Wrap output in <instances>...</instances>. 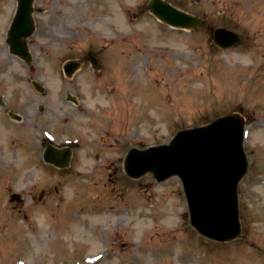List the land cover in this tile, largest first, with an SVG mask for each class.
I'll list each match as a JSON object with an SVG mask.
<instances>
[{"label":"rangeland","instance_id":"rangeland-1","mask_svg":"<svg viewBox=\"0 0 264 264\" xmlns=\"http://www.w3.org/2000/svg\"><path fill=\"white\" fill-rule=\"evenodd\" d=\"M41 1L46 34L32 39L41 57L33 68L45 70L40 80L55 92L73 83L84 95L87 109L59 124L61 143L79 137L83 146L61 171L32 159L31 138L19 150L12 131L0 130V264H264V0H167L205 19L196 31L159 21L151 0ZM220 26L238 31L242 44L215 47ZM88 51L100 60L95 71ZM76 58L84 65L67 82L60 69ZM233 112L248 124L243 240L217 243L191 226L179 178L133 180L121 159ZM14 193L22 201L11 203Z\"/></svg>","mask_w":264,"mask_h":264},{"label":"water","instance_id":"water-1","mask_svg":"<svg viewBox=\"0 0 264 264\" xmlns=\"http://www.w3.org/2000/svg\"><path fill=\"white\" fill-rule=\"evenodd\" d=\"M150 9L176 26L200 22L162 0H154ZM214 40L223 48H230L238 45L241 38L218 29ZM68 65L70 73L77 68L74 62ZM244 127V117L232 114L204 127L183 130L170 144L144 151L132 149L125 162L126 172L132 178L152 173L159 182L179 176L192 225L208 238L221 242L235 240L242 233L238 186L248 171Z\"/></svg>","mask_w":264,"mask_h":264},{"label":"flooded vegetation","instance_id":"flooded-vegetation-1","mask_svg":"<svg viewBox=\"0 0 264 264\" xmlns=\"http://www.w3.org/2000/svg\"><path fill=\"white\" fill-rule=\"evenodd\" d=\"M37 2L41 3L42 1H34L33 17L36 32L27 40L29 46H31L34 36L46 34L38 31L37 18L41 14V9L37 8ZM19 6L20 0H0V130L12 131L10 136L15 137L16 140L11 142L14 145L20 142L19 150L23 149L21 145L24 141L31 138L34 141V144H31L34 150L29 151L35 157L32 159L39 164L54 167L46 163L45 157L53 148L55 150L63 148L64 150V147L59 148L54 142L59 138V134H62L59 124L71 125L77 117V113H83L87 109L86 102L83 94L73 83L71 90L74 93L55 92L57 90L54 91L51 84L35 85V81L40 82V77L46 74L45 70L10 66L11 62H14L16 66L27 65L24 59L12 52L10 44V41L20 43L26 39L24 35L27 31L26 17L20 28V33L24 36L14 37L11 35ZM40 58L39 61L31 64H40ZM53 61H50L48 66L51 71L56 73L58 68H53L55 64ZM49 80L51 79H45V81ZM80 129H83L82 126ZM71 148H67L71 149V163L73 161L76 163L79 161L78 152L73 147ZM49 156L56 157L57 154L52 153ZM95 157L99 159V155L95 154Z\"/></svg>","mask_w":264,"mask_h":264}]
</instances>
